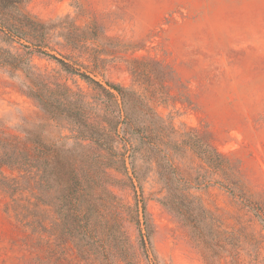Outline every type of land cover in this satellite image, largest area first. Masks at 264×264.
<instances>
[{
	"label": "rangeland",
	"instance_id": "obj_1",
	"mask_svg": "<svg viewBox=\"0 0 264 264\" xmlns=\"http://www.w3.org/2000/svg\"><path fill=\"white\" fill-rule=\"evenodd\" d=\"M26 10L50 26L55 55L130 88L154 110L141 121L163 142L135 154V191L108 170L100 192L119 228L113 264H150L130 217L136 200L146 208L156 264H264V228L223 188L239 184L264 215V0H27ZM12 46L0 36V49L14 53ZM32 64L45 85L94 106L95 92L78 77L43 57ZM29 87L22 72L0 67L4 133H35L74 149L61 140L70 135L66 121L46 112ZM201 144L224 155L227 167L203 159ZM8 201L0 192V264H78L70 242L49 232V206L38 204L48 220L32 230L6 212Z\"/></svg>",
	"mask_w": 264,
	"mask_h": 264
},
{
	"label": "trees",
	"instance_id": "obj_2",
	"mask_svg": "<svg viewBox=\"0 0 264 264\" xmlns=\"http://www.w3.org/2000/svg\"><path fill=\"white\" fill-rule=\"evenodd\" d=\"M26 3L27 0H0L1 39L11 47L18 46L14 53L0 49V67L22 72L29 79V96L46 112L66 121L70 135L61 140H73L75 148L65 149L60 142H50L29 132L21 139L4 133L0 127V192L9 199L5 210L16 223L29 224L33 230L44 229L43 219L48 220L41 215L38 204L49 206L54 215L49 232L59 241L70 242L78 264H113L112 255L120 246L119 228L111 223V204L100 193L105 190L104 178L110 180L108 170L117 171L135 191L134 180L138 181L135 154L142 149L158 150L163 137L154 138L153 124L141 121L155 116L142 95L118 84L100 82L87 67L55 55L49 42L50 26L31 15ZM34 56L55 62L61 71L87 84L96 94L94 106L74 98L59 85L54 89L45 85L34 70ZM80 146H85L88 154L77 152ZM198 154L213 162L212 166L219 171L227 167L225 156L207 144H201ZM228 184L230 188H223L251 210L264 228V215L240 192L241 186L233 181ZM41 196L45 199H40ZM138 204L136 200L130 217L137 227L139 249L150 264H156L149 242L146 208Z\"/></svg>",
	"mask_w": 264,
	"mask_h": 264
}]
</instances>
